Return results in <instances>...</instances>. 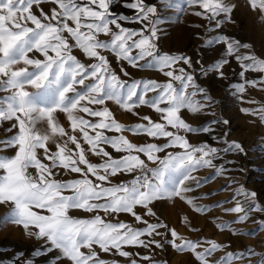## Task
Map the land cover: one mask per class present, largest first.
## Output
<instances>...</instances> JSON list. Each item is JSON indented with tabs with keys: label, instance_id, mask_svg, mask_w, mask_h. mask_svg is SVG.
Returning a JSON list of instances; mask_svg holds the SVG:
<instances>
[{
	"label": "snow or ice",
	"instance_id": "snow-or-ice-1",
	"mask_svg": "<svg viewBox=\"0 0 264 264\" xmlns=\"http://www.w3.org/2000/svg\"><path fill=\"white\" fill-rule=\"evenodd\" d=\"M114 2L0 0V92L9 93L0 96V122H12L7 132L17 130L0 140V205L7 208L0 216V226L8 223L22 225L27 235L44 240L45 244L37 249V253L58 251L59 254L52 257L54 264H61L63 260L71 264H108L99 258L94 245L103 253L118 254L129 258V264H137V260L131 257L140 254L125 251L124 246L149 248L154 245L162 249L163 244L154 239L161 235L160 228L173 237L166 241L168 244L177 252L194 253L199 264H229L231 260L257 255L254 249L248 247L242 252L226 253L219 261H212L209 258L224 245L205 241L209 247L198 250L201 241L182 240L176 243L178 234L174 229L160 222L149 223L136 211L140 207L145 210L144 215H155L151 205L161 199L180 198L193 204V198L186 196L193 190L186 182L196 180L192 173L213 167L214 160L220 159L222 152L246 155V150L237 141L229 142L217 136L213 139L224 143L226 146L223 149L210 146L207 142L193 146L179 131L168 130L170 127L188 133L212 132L208 127H192L181 118L180 112L186 109L195 115L211 107L215 101L185 67H175L183 64L191 68V57L158 51L157 25L163 17L157 16L156 5L146 6L144 0H136L127 6L136 9L137 15L127 17L110 13L109 6ZM45 3L54 5L49 12L43 10ZM157 3L161 10H174L177 15L182 14L187 5H198L205 13H210L206 18L210 22L215 21V29L231 20L235 7L225 0H157ZM249 4L253 10L259 9L262 14L260 19L264 21V0H249ZM34 6L38 8L39 15L33 12ZM195 15L202 16L204 13L196 12ZM121 21H133L142 27L129 29L123 27ZM212 30L210 27L209 31ZM101 35L108 39H100ZM217 44L224 45L226 55L201 70L205 77L214 72L217 78H226L223 69L230 62L227 57L240 64L242 77L247 71L264 74V58L238 54L240 49H248L249 45L223 34L205 41L207 47ZM74 48L95 62L86 66L73 54ZM102 51L114 54L118 62L125 61L134 69H158L169 81L160 83L154 79L132 78L122 64L120 73L129 80H121ZM33 52L40 53L43 59L32 58L29 54ZM21 63L24 67H16ZM173 80L180 82L179 88L174 87ZM245 83L253 87L257 85L255 80ZM235 87L238 92L245 91L244 84ZM28 88L33 91H28ZM189 88L194 91L188 92ZM148 93L153 95L148 96ZM198 94L206 103L193 99ZM106 101H113L129 113H134L138 106H150L160 114L163 122H154L145 116L143 120L147 123L126 126L114 118L105 106ZM58 111L66 114L73 134L70 135L54 119V113ZM243 111L253 116L258 114L255 109ZM85 116L99 120L93 122ZM259 119L264 122V108L259 109ZM45 122L50 131L42 133L37 125ZM125 131L143 133L151 138H166V142L138 145L123 135ZM76 132L80 133V139ZM106 132L119 135L109 136ZM57 135L66 139L63 143L56 142V150L52 151L47 142ZM69 143L74 145L71 150L67 147ZM108 147L124 155L114 158ZM173 147L182 151H166ZM7 150H14V154L3 155ZM40 150L43 151V159L38 156ZM86 151L104 159L100 163H92ZM160 153L165 155L161 157ZM149 164L155 167H149ZM29 169H35V175L30 174ZM56 169L78 173L80 178L57 181L54 179L58 174ZM216 171H224L223 166ZM123 174L133 175L134 178L111 184V178ZM210 178L196 181V186ZM65 192L71 194L66 195ZM245 195L255 198L257 193ZM208 207L197 205L195 210L203 212ZM33 209L44 210L47 214ZM71 209L103 211L106 214L128 213L136 221L144 223L145 227L134 229L123 222H105L99 215L92 219L73 218L68 214ZM225 211L243 214L237 220L218 225V229L227 228L230 223L246 222L248 213L264 212V206L252 204L246 211L237 203ZM30 228L35 231H29ZM236 231L233 230V234ZM245 234L254 235L255 232ZM144 236L153 239L146 242L141 238ZM82 248L88 251L84 252ZM259 256L256 264H264V253ZM141 258L151 259L147 255ZM25 264L33 262L26 261ZM111 264L119 262L113 260ZM153 264L166 262L154 261Z\"/></svg>",
	"mask_w": 264,
	"mask_h": 264
},
{
	"label": "rangeland",
	"instance_id": "rangeland-1",
	"mask_svg": "<svg viewBox=\"0 0 264 264\" xmlns=\"http://www.w3.org/2000/svg\"><path fill=\"white\" fill-rule=\"evenodd\" d=\"M135 2L136 0H115L109 6V11L113 16L135 17L137 10L127 6ZM225 2L235 5L231 13V20L225 22L221 28L215 29V21L210 22L206 18L210 13H205V10L198 5H187L183 13L177 15L174 10H161L157 0H144L146 6L156 5L158 9L157 16L163 17L161 23L157 25L158 39L156 43L158 51L161 53L184 54L191 57V68L183 64H177L175 67H185L187 72L193 74L195 82L207 89L215 101L211 107L195 115L186 109H182L180 112L181 118L192 127H208L212 129V132L188 133L182 129L177 130L170 127L168 130L179 131V134L185 136L193 146L207 142L210 146L223 149L226 145L214 140L213 136L229 142L237 141L243 145L246 155L235 152H222L220 153L221 158L214 160L213 167L201 168L193 172L192 175L196 180L186 182L187 185L193 188L191 192L186 194L187 197L193 198V204H189L186 200L180 198L161 199L151 205L155 215H144L145 210L140 207H137L136 211L149 223L160 222L167 225L169 229H174L178 234L176 243H180L182 240L201 241V246L198 250L209 247V244L205 241H214L224 245L222 249L217 250L209 258L212 261H219L226 253L242 252L246 248L251 247L257 255L231 260L229 264H250V261L251 264H256V261L260 259L259 254L264 253V227H260V224H264V212L252 211L248 213L249 219L246 222L230 223L224 229H218L217 226L237 220V217L243 214L225 211V209L233 208L237 203L241 204L246 211L252 204L264 206V122L259 119V109L264 108V74L247 71L242 77L240 75V64L232 57H227L230 62L223 69L226 77L224 79L217 78L214 72H209L205 77L201 70L222 55H226L223 44L213 45L212 47L205 46V41L208 38L219 34L227 35L242 44L249 45L248 49H240L238 54H252L258 58H264V21L260 19L262 14L259 9L253 10L251 8L249 0H225ZM53 6L48 3L42 5L45 12H49ZM33 12L39 15V10L35 6L33 7ZM196 12L204 13V15L197 16L195 15ZM219 18L217 17V19ZM121 24L129 29L142 27L141 24L133 21H121ZM210 27L213 28L212 31H209ZM99 38L102 40L108 39L104 35ZM69 42L72 43L71 40ZM73 54L86 66L95 62V60L87 58L79 49L74 48ZM102 54L107 56L111 68L120 75L121 80H129V77H125L120 73V65L122 64L132 78L138 80L154 79L160 83L169 81V78L164 76L158 69H134L125 61L118 62L115 55L110 52L102 51ZM29 55L32 58L43 59L40 53L33 52ZM197 61H200V63H197ZM16 67H24V65L21 63L16 65ZM253 80L257 81L255 87L245 83ZM171 82L174 87H180L179 81L173 80ZM240 84L245 85L244 92L237 91L235 86ZM27 90L33 91L31 88ZM187 91L191 92L194 89L189 88ZM8 94L7 92H0V96ZM152 95V93H148V96ZM193 99L206 103L199 94ZM105 106L110 109L119 123L126 126L147 123L143 120L145 116L150 117L154 122H163L160 114L147 105L138 106L134 109V113L121 109L113 101H106ZM161 106L163 107L164 105ZM95 107L101 108L103 106ZM243 109H255L258 114L253 116L245 113ZM85 118L93 122L99 120L97 117L85 116ZM54 119L70 135L73 134L65 113L59 111L54 113ZM213 121L220 122L213 123ZM223 121H228V123L225 124ZM11 123L8 121L0 122V140L13 135L17 131L16 129H13L12 132L6 131V129L11 127ZM37 127L42 133L50 131L46 122L38 124ZM75 135L80 139L79 132H76ZM106 135L119 134L106 132ZM123 135L138 145L146 143L162 144L166 142V138H151L143 133L132 134L125 131ZM64 139L66 138L58 135L54 136L47 142L48 147L55 151L56 142L63 143ZM81 142L83 143L82 140ZM84 146L87 149V145ZM67 147L71 150L74 145L69 143ZM107 150L112 153L114 158L124 155V153H116L110 147ZM166 151L177 153L181 152L182 149L173 147ZM2 154L11 156L14 154V150H7ZM86 154L92 163H100L104 159L87 153V151ZM159 155L163 157L165 153H160ZM38 156L43 159L42 150L38 152ZM228 161L233 163H228ZM221 166H223L224 171L217 172L216 170ZM149 167H155V165L149 164ZM55 171L58 173L54 177L57 181L80 178L78 173H71L62 169H56ZM29 172L35 175V169H29ZM214 173L216 174L214 175ZM139 174L136 173V175ZM205 177L211 178L197 187L196 181H203ZM133 178V175L130 174L117 175L111 178V184H118L122 181L128 182ZM250 192H256L257 196L252 198L245 195V193ZM209 193L211 194L209 195ZM65 194L69 195L71 193L65 192ZM221 201H227V203L218 204ZM197 205L210 207L206 211L197 212L195 210ZM33 210L41 214H47L44 210ZM6 211L7 208L0 205V216H3ZM68 214L70 217L78 219H92L94 216L99 215L105 222H123L134 229L145 227L144 223L136 221L128 213L106 214L103 211L86 212L81 209H71ZM258 228L259 230L257 231ZM233 230L238 231L233 234ZM29 231L34 232L35 229L30 228ZM158 231L161 235L155 236L154 239L163 244L162 249L153 245L149 248L124 246V250L140 254L139 256L131 257L137 260V264H153L154 261H164L166 264H199L194 253L190 251L177 252L166 242L173 239L170 232L166 233L164 228H160ZM251 232H255V234H245ZM141 238L146 242L153 239V237L148 236ZM44 244V240L27 235L22 225L8 223L0 226V264H25L26 261H32L33 264H54L52 257L58 255V251L50 254L37 253V249H40ZM93 247L99 253V258L105 260L108 264H111L113 260L118 261L119 264H129V258L113 253H103L98 246L94 245ZM81 250L84 252L88 251L86 248ZM145 255L150 256L151 259H142L141 257ZM61 264H71V262L63 260Z\"/></svg>",
	"mask_w": 264,
	"mask_h": 264
}]
</instances>
